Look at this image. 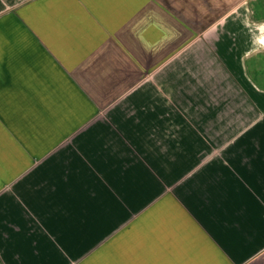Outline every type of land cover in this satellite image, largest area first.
I'll use <instances>...</instances> for the list:
<instances>
[{"label": "crops", "instance_id": "0c3cea01", "mask_svg": "<svg viewBox=\"0 0 264 264\" xmlns=\"http://www.w3.org/2000/svg\"><path fill=\"white\" fill-rule=\"evenodd\" d=\"M0 264H264V0H0Z\"/></svg>", "mask_w": 264, "mask_h": 264}]
</instances>
